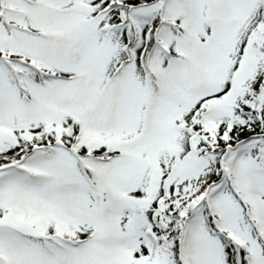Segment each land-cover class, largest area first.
<instances>
[{
  "label": "snow or ice",
  "instance_id": "obj_1",
  "mask_svg": "<svg viewBox=\"0 0 264 264\" xmlns=\"http://www.w3.org/2000/svg\"><path fill=\"white\" fill-rule=\"evenodd\" d=\"M0 264H264V0H0Z\"/></svg>",
  "mask_w": 264,
  "mask_h": 264
}]
</instances>
